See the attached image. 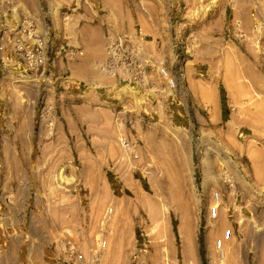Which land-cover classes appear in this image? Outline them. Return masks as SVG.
Instances as JSON below:
<instances>
[{
  "label": "rangeland",
  "instance_id": "1",
  "mask_svg": "<svg viewBox=\"0 0 264 264\" xmlns=\"http://www.w3.org/2000/svg\"><path fill=\"white\" fill-rule=\"evenodd\" d=\"M1 45L4 240L54 264L70 242L98 264H264V0H0Z\"/></svg>",
  "mask_w": 264,
  "mask_h": 264
},
{
  "label": "built area",
  "instance_id": "2",
  "mask_svg": "<svg viewBox=\"0 0 264 264\" xmlns=\"http://www.w3.org/2000/svg\"><path fill=\"white\" fill-rule=\"evenodd\" d=\"M19 39H16L18 41ZM5 44V41H4ZM4 45H1L0 48H2ZM18 50V45L16 46ZM28 58L30 60V66L34 70V72H40L45 69V54H44V49L42 47H35L34 49H31L28 51ZM161 73L166 81L167 87L169 89H174L177 87V80L175 77V74L166 69L164 66L161 67ZM216 199L218 201V197L216 195ZM216 203L218 204V202ZM215 203V204H216ZM211 206L210 208V215L213 218L217 217L219 208L218 206ZM113 216V208H109L105 211L103 215V223L107 224L110 223L112 220ZM111 231L110 230H105L101 233L99 243H98V249L99 251H105L108 249L109 244H110V239H111ZM232 230L227 229L223 235V237L217 242L215 250L216 252H220V255L223 257L224 256V251H223V243L228 240L231 237ZM62 249L64 251V254L66 257L68 255L71 257V260L69 261H64L63 264H98L96 261H94V257L91 255H86L85 253L81 252L80 250L77 249V244L70 242L67 246H62ZM64 257V258H66Z\"/></svg>",
  "mask_w": 264,
  "mask_h": 264
},
{
  "label": "crops",
  "instance_id": "3",
  "mask_svg": "<svg viewBox=\"0 0 264 264\" xmlns=\"http://www.w3.org/2000/svg\"><path fill=\"white\" fill-rule=\"evenodd\" d=\"M4 239H7V236L4 235L3 231H0V264H33V262L34 264H54L56 257H53L54 260L44 262V250L34 248L33 244H26L27 232L25 239L22 238L21 234L15 237L13 241Z\"/></svg>",
  "mask_w": 264,
  "mask_h": 264
},
{
  "label": "bare ground",
  "instance_id": "4",
  "mask_svg": "<svg viewBox=\"0 0 264 264\" xmlns=\"http://www.w3.org/2000/svg\"><path fill=\"white\" fill-rule=\"evenodd\" d=\"M212 206H214V205H212ZM215 206H218L217 208H220V204H215ZM112 221V220H111ZM224 256H225V253H224Z\"/></svg>",
  "mask_w": 264,
  "mask_h": 264
}]
</instances>
